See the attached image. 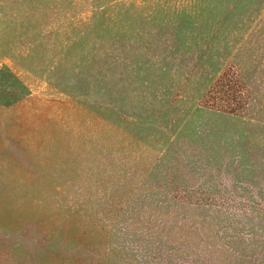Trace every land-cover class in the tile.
Returning a JSON list of instances; mask_svg holds the SVG:
<instances>
[{
    "label": "rangeland",
    "instance_id": "rangeland-1",
    "mask_svg": "<svg viewBox=\"0 0 264 264\" xmlns=\"http://www.w3.org/2000/svg\"><path fill=\"white\" fill-rule=\"evenodd\" d=\"M0 264H264V0H0Z\"/></svg>",
    "mask_w": 264,
    "mask_h": 264
}]
</instances>
